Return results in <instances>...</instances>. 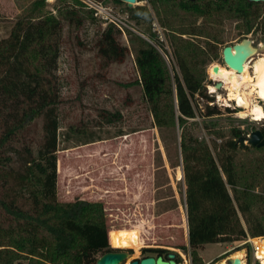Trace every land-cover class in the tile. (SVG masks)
<instances>
[{"label":"rangeland","instance_id":"obj_1","mask_svg":"<svg viewBox=\"0 0 264 264\" xmlns=\"http://www.w3.org/2000/svg\"><path fill=\"white\" fill-rule=\"evenodd\" d=\"M36 1L0 0V38L9 35L14 22L20 17L31 15L32 21H37L52 15L60 20V45L54 71L61 98L57 109V200L81 198L101 202L107 227L109 223L123 220L128 223L127 219H135L137 226L131 235L136 237L141 234L137 257L157 253H142L143 248H165L174 252L175 258L176 253L179 255L177 262L182 261L180 253H189L192 264H213L222 258L226 260L232 251L243 248L246 264H260L254 257L250 239L264 236L251 235L252 229L264 232V145L256 148L247 143V138L253 130L264 127V118L255 121L250 116L240 117V107L236 106L234 100H218L217 93L208 90L216 82L209 77L208 71L215 62L223 64L221 49L224 46L250 39L255 48L252 58L264 56V31L260 26L245 32L239 17L220 11L207 17L170 14L166 17L168 27L173 30L170 31L160 25L154 7L146 0H137L140 3L132 5L145 6L143 24H137L129 17L126 2L101 0L127 16L139 32L130 29L126 30L125 35L119 32L118 40L128 47V51L123 60L103 65L97 52L96 39L109 23L93 17L79 0H45L43 5L36 4ZM259 7L262 17L264 3ZM148 26L162 42V47L147 38L149 31L145 27ZM197 27H203V35L181 34L182 38L190 40V48L196 50L207 48L208 42H215L216 53L207 54L205 63L200 66L202 83L209 98L200 94L191 98L195 116L185 123L187 138L207 145L218 165L227 155L231 156L237 175L247 176L243 181L251 185L252 196L248 199L240 195L239 200L236 199V192L226 183L225 174L221 171L246 235L239 239L206 243L197 248V258L194 259L188 246L187 184L180 146L181 129L176 118L174 124L155 125L150 105L139 83L134 61V47L138 43L133 34L143 37L161 52L174 88V74L181 76L174 51L177 48L180 55L186 57L182 46L188 44L176 43V31L179 28ZM216 92L223 97L228 93L222 86ZM207 106L215 107L217 112L206 115ZM102 109L119 111L121 117L106 123L99 116ZM233 129L241 131L246 144L241 146L236 141V147L229 150L225 142L232 138ZM43 134L42 118L32 122L25 132V140L34 154ZM189 163L193 167L197 165L193 160ZM252 169L256 173L253 179H249ZM237 188H242L238 182ZM239 203H247L248 210L240 211ZM109 246L117 247L110 243ZM124 249L129 255L134 253L133 248ZM101 254L97 253L96 257ZM131 258L134 257L130 255L122 264ZM23 264L31 263L23 259Z\"/></svg>","mask_w":264,"mask_h":264},{"label":"trees","instance_id":"obj_2","mask_svg":"<svg viewBox=\"0 0 264 264\" xmlns=\"http://www.w3.org/2000/svg\"><path fill=\"white\" fill-rule=\"evenodd\" d=\"M146 1L154 7L160 25L170 31L173 30L168 27L166 19L170 14L207 17L220 11L239 17L245 32L258 25L264 31V16L261 17L259 7L263 1ZM36 2L43 5L45 0ZM126 11L137 24L145 22L144 5L128 6ZM145 29L149 31L147 38L162 47L155 32H151L149 26ZM203 33V27L176 31V43L188 44L182 46L186 57H182L177 48L174 51L181 73V76L174 74V88L161 52L143 37L133 34L138 43L134 47V61L139 83L155 125L174 124L176 118L181 129L180 146L187 184L188 246L194 259L197 258V248L206 243L246 235L221 171L226 183L236 192V199L240 195L248 199L252 196L251 185L243 181L247 176L237 175L231 156L227 155L218 165L207 145L187 138L185 123L195 116L191 98L195 94L209 98L202 83L200 66L205 63L207 54L216 53V46L215 42H208L205 49L190 48L192 42L182 38L181 34ZM118 34L119 31L108 24L96 39L103 65L123 60L128 51V47L119 42ZM59 35V19L48 15L32 21L31 15H27L14 22L7 37L0 38V264H23V259L31 264H95L97 253L115 249L109 243L117 248H133L132 257L140 253L141 234L131 235L137 226L135 219H130V223L124 220L109 223L107 227L101 202L81 198L57 200V109L61 98L54 71ZM216 112L215 107H206V115ZM99 116L106 123L121 117L119 111L106 109L100 110ZM38 118H42L44 134L34 154L25 140V132ZM260 131L264 138V127ZM231 136L225 142L229 150L236 147L241 131L233 129ZM191 160L197 163L195 167L190 165ZM254 173L253 169L249 172V179H253ZM237 182L242 188H237ZM238 208L245 212L249 207L247 203H239ZM251 235H264V232L252 229ZM145 251L157 252L156 255L164 258L172 252L165 248H143L142 253ZM175 260L179 261L177 253Z\"/></svg>","mask_w":264,"mask_h":264},{"label":"bare ground","instance_id":"obj_3","mask_svg":"<svg viewBox=\"0 0 264 264\" xmlns=\"http://www.w3.org/2000/svg\"><path fill=\"white\" fill-rule=\"evenodd\" d=\"M136 3H140V1ZM242 44L250 55L254 54L255 48L252 46L251 41H244ZM214 67L217 69L214 70ZM209 73L211 78L221 82L223 89L225 88L228 92L227 96L223 97L216 92L217 89L214 85H210V92L217 93L218 100H234L236 106L240 107L238 112L240 117L250 116L255 121L264 118L262 107V102H264V56H258L256 59L251 57L249 60L244 61L243 70L240 72L224 64L215 62L210 66ZM127 221L130 223V219H127ZM250 241L254 244V257L256 261L264 264V236L251 238ZM244 256L245 250L243 248L236 249L229 254V257H237L241 260L242 264H246ZM225 261L222 258L213 264H223Z\"/></svg>","mask_w":264,"mask_h":264},{"label":"water","instance_id":"obj_4","mask_svg":"<svg viewBox=\"0 0 264 264\" xmlns=\"http://www.w3.org/2000/svg\"><path fill=\"white\" fill-rule=\"evenodd\" d=\"M126 2L129 6H132L136 3L137 0H122ZM253 1H263L264 0H253ZM244 41H251L250 39H244L237 44H235L233 47L230 45H226L222 49V58L224 62L228 65V67H231L235 69L236 71L240 72L243 70V64L244 61L250 56L248 53V50L245 48V46L242 44ZM252 43V41H251ZM217 68L214 67V70ZM221 82L216 81L214 83V86L216 89L221 87ZM263 103V110H264V102ZM238 143L241 146H244L245 138L243 136H240L237 139ZM247 143L253 146H263L264 145V138L262 137L261 131L259 129L253 130L248 138ZM129 257V253L124 248H117L106 251L102 253L99 257L96 258L95 264H122L126 259ZM127 264H177V261L175 260V253L170 252L168 254L167 258H164L162 255H145L141 258L134 257L131 258ZM223 264H242L241 260L237 257L231 258L228 257Z\"/></svg>","mask_w":264,"mask_h":264},{"label":"built area","instance_id":"obj_5","mask_svg":"<svg viewBox=\"0 0 264 264\" xmlns=\"http://www.w3.org/2000/svg\"><path fill=\"white\" fill-rule=\"evenodd\" d=\"M79 2H81L82 5L91 12L93 17L99 19L103 23L112 24L123 35H125L126 30L129 29L139 33L135 26L127 19V16L121 15V13H119L112 5L101 0H79ZM208 90L210 92L209 87ZM252 245L254 248L253 243ZM180 255L182 257V261L177 262V264H192L189 253H180Z\"/></svg>","mask_w":264,"mask_h":264},{"label":"flooded vegetation","instance_id":"obj_6","mask_svg":"<svg viewBox=\"0 0 264 264\" xmlns=\"http://www.w3.org/2000/svg\"><path fill=\"white\" fill-rule=\"evenodd\" d=\"M237 43H238V41L235 42V43H231V44H229V45L233 47V46H234L235 44H237ZM252 44H253V43H252ZM222 49H223V48H222ZM222 49H221V59H222V63L228 67V65L224 62V60H223V58H222ZM251 57H252V55H250V56L246 59V61L249 60ZM208 72H209V71H208ZM209 77L211 78L210 73H209ZM211 79H213V78H211ZM222 88H223V87H222ZM225 90H226V89H225Z\"/></svg>","mask_w":264,"mask_h":264},{"label":"crops","instance_id":"obj_7","mask_svg":"<svg viewBox=\"0 0 264 264\" xmlns=\"http://www.w3.org/2000/svg\"><path fill=\"white\" fill-rule=\"evenodd\" d=\"M199 252H201V249H199ZM201 255V254H200Z\"/></svg>","mask_w":264,"mask_h":264}]
</instances>
